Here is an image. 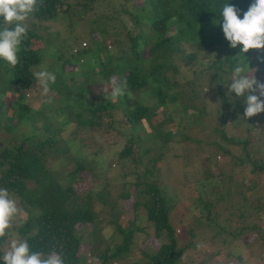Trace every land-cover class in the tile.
<instances>
[{
    "label": "rangeland",
    "instance_id": "obj_1",
    "mask_svg": "<svg viewBox=\"0 0 264 264\" xmlns=\"http://www.w3.org/2000/svg\"><path fill=\"white\" fill-rule=\"evenodd\" d=\"M74 1L77 0H62L63 4H70L69 11L67 14L58 15L55 21L34 22L33 26L36 27L40 38L33 40L32 46L40 48L41 59L31 68L32 73L42 69L49 72L57 70L65 79L67 87L71 89L74 86V91L79 87V92L83 93L85 98L89 89L92 91L102 89L108 92L111 89V82L120 79L127 66L129 68L134 66L140 75H145L146 56L135 63L134 59L129 57L117 62L118 74L113 73L108 82L91 85V82L85 81L84 73L92 75L103 69V64L100 63L103 59L100 53L96 55L93 49L94 41L100 40L98 42L101 43L102 38L99 39L96 33L90 34L88 26L90 23L84 22L86 17L90 16V12L80 18L76 17L74 9H77V6L73 7L76 3ZM124 1L103 0L97 7V13L111 16L113 20L121 14L115 13V2L126 7L139 5L141 2ZM130 10L135 11V8ZM90 17L93 18L92 15ZM142 29L144 34L150 33L148 27ZM169 31L170 29L167 33ZM102 43L111 49L108 39ZM189 43L180 42L182 55L193 49ZM82 50L83 56H79V60L74 58L76 61L69 65L64 62L67 57L72 56L71 54L82 55ZM249 53L251 56L248 58L247 53L243 55L239 48L230 68H224L221 86H214L212 92L204 99L202 119L205 122L201 125L197 121L189 122L193 117L188 114L185 117L188 119L187 122L183 119L181 123L167 127L164 112H172L177 116L178 113L172 111L173 107L178 108L177 101L167 103L165 106L158 105L155 96L148 92H130L131 97L138 103L153 107L155 117L151 119V123L160 122L159 125L165 126L163 130H171L170 138L167 140L163 136L140 140V137L150 135L151 131L144 122L135 123L132 128L124 122L123 111L127 108L124 102L120 101V96L117 97L118 100L111 98L110 94L107 98L110 103L113 102L112 107L108 109L113 126L101 119L102 124L99 126L80 129L77 124L71 127V122L64 124L61 129H56V125L62 119L68 120L72 117L67 118L66 112L59 110L57 96L53 91L49 89L47 95L42 94V88L35 76L30 86L19 91L22 96L20 98L27 101L30 108L41 113L40 121L37 120L36 125L41 122L45 123L50 131L56 129L59 133L56 137L61 140L60 147L64 146L63 141H67V151L56 153L55 158L46 162V166L55 172L54 176L64 188H74L76 201L80 207L84 208L86 203L90 204L97 229L93 236H87L90 224L85 227L76 225L77 234L83 238L78 245L77 253L81 259L78 264H98L99 260L93 257L94 252L121 243L122 237L117 232L116 225L123 230H131L130 244L120 258L108 260L106 264H135L138 259L142 260L138 263L143 264L147 253L158 245L152 223L146 218L144 206L148 204L150 197L143 189L145 182L156 186L159 196L163 197L165 207H168L167 214L176 247L183 249L177 264H264V171L252 174L246 158L243 163L231 168L232 162L240 163L239 159H244L246 153L251 154L248 146L242 144L244 139L256 143L257 160L264 162V112L246 119L243 115L246 107L244 98L236 97L235 93L228 91L231 71L241 60L247 59L249 66L257 69L255 72L257 79L264 82V63L257 59V55L264 56V50L250 49ZM208 58L210 56L206 54H199V58L191 65H180L176 77L192 78L193 71L199 69L198 64L206 62ZM98 77L99 75L94 77V80ZM151 77L148 76L147 81H150ZM121 84L124 85L122 82ZM147 86L152 85L148 82ZM217 89L220 90V96L227 105L221 101L219 94L216 93ZM13 96L11 94L4 96L5 104L1 109L3 115H10L11 110L15 109L13 104L10 106ZM216 111L217 114L214 116ZM169 119L172 120L171 117ZM215 126L223 130V136L211 129ZM29 128L27 127L26 131ZM4 130L5 128H0V148L5 145L7 139V142H10V134ZM70 130L74 132L70 133ZM131 133L135 140L129 143ZM237 141L239 143H236ZM212 143L226 147L228 154L223 155L221 150L212 146ZM125 144L134 146L133 158L118 156L119 150ZM158 153H161V158L157 163L154 158ZM135 158L137 160L133 161ZM76 159H81L84 165L80 171L72 170ZM118 159H121L120 162ZM147 159L150 161L149 169L154 170L148 176L144 175V163ZM230 168L235 181L242 186V193L234 194V188L229 187V196L226 198L227 185L214 190L216 182L213 178L218 177L219 170L226 169L227 172ZM251 184L255 186L249 188ZM136 191H139L138 197L134 195ZM209 194H212L210 201L217 216L214 225L210 227L209 224H205L204 227L197 225L203 214L195 199L197 196L208 197ZM218 195L223 200L215 201ZM14 198L21 211L10 231L17 232V228L23 224L29 213L25 211V205L18 202L16 196ZM135 199L140 204L133 211ZM188 228H192L193 233L190 242ZM8 244L9 237L3 238L0 250L7 251Z\"/></svg>",
    "mask_w": 264,
    "mask_h": 264
},
{
    "label": "trees",
    "instance_id": "obj_2",
    "mask_svg": "<svg viewBox=\"0 0 264 264\" xmlns=\"http://www.w3.org/2000/svg\"><path fill=\"white\" fill-rule=\"evenodd\" d=\"M102 1L77 0L74 1L75 5L73 4V7L77 6V9H74L77 18L90 12L93 18L87 16L84 22L90 23L88 25L90 34L96 33L99 39L102 38L101 43L98 39L94 41L93 49L96 55L100 53L103 59V62L100 61L103 69L92 75L84 73L85 81L91 82V85L108 82L113 73L118 74L116 68L118 61L132 57L135 63L146 56L145 75H140L134 66L130 68L127 66L124 68L126 70L124 75L117 80L124 83V91L120 95V101H123L127 108L123 111L124 122L131 128L135 123L141 124V122L148 126L151 131L150 135L146 137L144 135L139 138L140 140L161 136L165 140L170 138V129L163 130L165 126L159 125L160 122L157 121L151 123V119L155 117L153 107L138 103L130 95L131 91H141L140 93L148 92L155 96L158 105L165 106L167 103L178 102V108H172V111L178 113L177 116L172 112H164L167 127L177 125L183 119L187 122L188 119L185 117L188 114L193 117L189 122L197 121L200 125L203 124L205 122L202 119L204 99L212 92L214 86H221L220 81L224 68H230L235 59L234 55L238 54V49L241 47L238 45L235 49L230 48L223 36L220 24L215 22L222 23L220 13L226 2L240 9L242 18L243 12L247 11L252 0H140L139 5L128 7L115 2V13L121 14L113 20L111 16L97 13V7ZM69 5L63 4L62 0H42L38 4V10L33 12L25 22L28 25V32L17 52L18 63L11 66L0 59V128H5L4 131L10 134V142L5 139V145L0 148V187L7 188L13 196H16L18 202L23 203L25 211L29 213L16 231L21 239L27 240L30 250L41 251L45 254L59 253L63 256L65 264H78L81 260L77 253L78 245L83 238L77 234L76 225L85 227L90 224V231L88 230L86 235L93 236L97 229L93 213L89 203H86L84 208L78 205L74 188H64L59 179L54 176L55 172L46 166V162L55 158L56 153H64L68 149L67 141H63L64 146L60 147L61 140L56 137L59 134L56 129L63 128L64 124L72 122L71 127L77 124L78 128L83 129L93 127V125L99 126L102 124L101 119H104L113 126L111 115L108 113L113 102L110 103L107 99L112 91V83L111 91L89 89L85 98L83 93L79 92V87H76L75 91L74 86L69 89L60 73L53 70L52 73L55 74L56 80L49 84V89L57 96L59 110H64L67 118H72L62 119L52 131L45 123L40 122L36 125L37 120L40 121L41 113L30 108L27 101L20 98L22 96L19 93L33 83L34 75L31 68L41 59L40 48L32 46V41L40 38L36 27L33 26L34 22L55 21L61 13L67 14ZM131 8H135V11H131ZM144 27L149 28V34L143 33L142 28ZM106 39L111 44V51L102 43ZM182 41L190 42L189 45L193 47L188 54H181L180 42ZM84 50H82V55L78 51L79 54H71L72 56L67 57L64 62L69 65L75 59L79 60ZM249 52L250 50L246 55L248 58L251 56ZM199 54H206L210 58L198 64L199 69L193 71L192 78L182 76L177 78L179 66L191 65L199 58ZM98 75V79L94 80V77ZM148 76H152L150 81L146 79ZM92 80H94L93 83ZM148 82L152 85L151 87L147 86ZM216 93L220 96L219 89ZM10 94L14 95L10 106L13 104L15 109L11 110L10 115H3L1 109L5 104L4 96H10ZM220 98L223 104L227 105L221 96ZM189 110L191 113H187ZM216 114L217 111L214 116ZM27 127H30L28 131H26ZM211 129L223 136L221 128L215 126ZM73 132L70 130V133ZM132 134L128 139L129 143L135 140ZM242 144L248 146L251 154L246 153L243 156L244 159H239L240 163L232 162L231 168L243 163L246 158L252 174L264 171V162L258 161L255 155L256 143L244 139ZM213 145L221 150L223 155L228 154L226 147L218 143H212ZM133 150L132 144H125L119 150L118 156L133 158ZM160 158L161 153H158L154 159L158 163ZM120 160L118 159V162ZM136 160V158L133 159V161ZM149 163L148 159L144 163V175L147 176L154 172L149 169ZM83 168L81 159H76L72 170L80 171ZM231 168L227 172L226 169L219 170L218 177L213 178L216 182L214 190L227 185L226 198L229 196V187L234 188V194L242 193V186L235 181ZM207 176L210 175L207 174ZM143 184L145 193L150 197V201L144 206L146 218L152 223L153 234L158 240V245L147 253L143 264H177L183 249L176 247L173 229L169 224L168 207H165L163 197L159 196L155 185L147 182ZM230 184L233 186H229ZM254 186L251 184L249 188ZM134 195L138 197L139 191H136ZM211 198L212 194L208 197L197 196L195 199L203 214L197 225H204V227L208 224L210 227L214 225L217 212L213 211L214 205L211 204ZM218 200L223 199L218 195L215 201ZM139 204L140 202L135 199L133 211ZM227 216L233 219L230 214ZM225 220L228 221V219ZM116 226L122 241L111 248L107 246L106 249L94 252L93 257L99 260L98 264H106L108 260L120 258L130 244L131 230H123L118 225ZM191 229L188 228L189 242L193 236ZM2 242L3 239H0V247ZM140 261L142 260L138 259L135 264H139Z\"/></svg>",
    "mask_w": 264,
    "mask_h": 264
},
{
    "label": "clouds",
    "instance_id": "obj_3",
    "mask_svg": "<svg viewBox=\"0 0 264 264\" xmlns=\"http://www.w3.org/2000/svg\"><path fill=\"white\" fill-rule=\"evenodd\" d=\"M40 2L42 0H0V59L11 66L18 63L17 52L28 32L25 22L38 10ZM220 17L222 23H215L220 24L230 48L235 49L240 45L243 55L250 49L264 50V0H252L242 18L241 10L226 2ZM257 59L264 63V56L258 55ZM253 69L247 59L241 60L231 71L228 84L229 93L244 98L246 107L243 115L246 118L264 112V82L257 79V69ZM33 75L42 88V94L47 95L49 84L56 80L55 74L42 69ZM111 83L110 95L115 99L123 94L124 85L115 80ZM20 211L14 196L7 188L0 187V239L9 237L7 251L0 250L2 264H65L61 254L32 251L27 240L21 239L17 232L10 231Z\"/></svg>",
    "mask_w": 264,
    "mask_h": 264
}]
</instances>
